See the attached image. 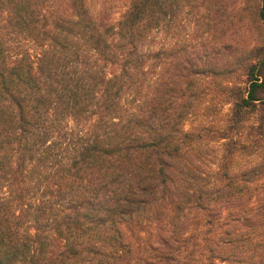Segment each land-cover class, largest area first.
<instances>
[{
	"label": "trees",
	"instance_id": "1",
	"mask_svg": "<svg viewBox=\"0 0 264 264\" xmlns=\"http://www.w3.org/2000/svg\"><path fill=\"white\" fill-rule=\"evenodd\" d=\"M192 1L107 20L88 0H0V264H264V151L229 166L244 123L264 125V42L246 86L223 85L224 160L202 169L184 129L200 65L178 39L152 48Z\"/></svg>",
	"mask_w": 264,
	"mask_h": 264
},
{
	"label": "rangeland",
	"instance_id": "2",
	"mask_svg": "<svg viewBox=\"0 0 264 264\" xmlns=\"http://www.w3.org/2000/svg\"><path fill=\"white\" fill-rule=\"evenodd\" d=\"M259 3L258 0H193L183 8L176 22L152 33V48L176 47L178 39L179 47L195 56L200 65L198 109L188 114L184 129L194 133L201 130L196 147L202 169L213 168L224 160L225 139H220L218 134L227 122L231 102L223 85L246 86L244 65L248 58L251 61L252 47L264 42V23L257 16ZM127 4L128 0H88L93 12L107 20L118 18ZM224 65L228 67L223 68ZM260 113L257 111L258 116ZM244 124L241 136L247 135L243 145L248 146L233 154L229 163L233 171L255 164L264 151V125L260 134L254 136L251 123ZM250 150L253 152L249 153Z\"/></svg>",
	"mask_w": 264,
	"mask_h": 264
}]
</instances>
